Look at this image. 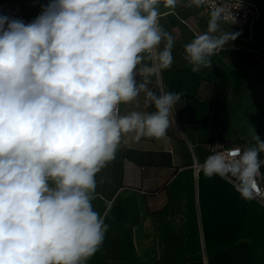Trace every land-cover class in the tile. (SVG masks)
Segmentation results:
<instances>
[{
	"label": "clouds",
	"instance_id": "1",
	"mask_svg": "<svg viewBox=\"0 0 264 264\" xmlns=\"http://www.w3.org/2000/svg\"><path fill=\"white\" fill-rule=\"evenodd\" d=\"M179 0H49L31 22L0 16V264H87L103 246L107 213L93 207L98 174L132 137L164 138L181 93L154 91L171 68L175 37L161 24V5ZM206 30L184 44L192 72L240 32L216 0ZM145 108L121 114L120 106ZM212 151L204 177L229 178L252 200L264 179V140Z\"/></svg>",
	"mask_w": 264,
	"mask_h": 264
},
{
	"label": "crops",
	"instance_id": "2",
	"mask_svg": "<svg viewBox=\"0 0 264 264\" xmlns=\"http://www.w3.org/2000/svg\"><path fill=\"white\" fill-rule=\"evenodd\" d=\"M48 2L0 1V16L29 23ZM207 14L189 7L188 0H179L175 9L161 5V24L175 37L174 62L150 87L182 94L175 123L164 138L127 139L98 174L92 203L107 213L109 229L87 264H264V203L242 199L228 179H209L191 167L202 164L217 143L243 149L250 142L238 130L233 110L245 67L253 61L232 46L199 72L184 59V44L206 30L199 22ZM120 110L154 109L145 108L141 96L139 104H122Z\"/></svg>",
	"mask_w": 264,
	"mask_h": 264
},
{
	"label": "rangeland",
	"instance_id": "3",
	"mask_svg": "<svg viewBox=\"0 0 264 264\" xmlns=\"http://www.w3.org/2000/svg\"><path fill=\"white\" fill-rule=\"evenodd\" d=\"M262 6V15L260 21L256 25L247 29V32L241 33L239 39L231 43L232 47H236V51L250 55L254 63L245 67L246 78L237 96V106L233 110L237 114L236 125L240 132L244 130L249 143L244 147H248L254 143L252 140L251 125L255 128L256 133L264 140V67L260 65L261 59H264V0H258ZM208 15V14H207ZM208 18L205 17L199 24L207 27ZM224 29L227 26L222 25ZM228 47V46H227ZM261 159L262 158L261 156Z\"/></svg>",
	"mask_w": 264,
	"mask_h": 264
},
{
	"label": "built area",
	"instance_id": "4",
	"mask_svg": "<svg viewBox=\"0 0 264 264\" xmlns=\"http://www.w3.org/2000/svg\"><path fill=\"white\" fill-rule=\"evenodd\" d=\"M4 1V0H0ZM217 3L222 4L225 8L231 9L233 14L236 16L237 23L228 25L236 29L250 28L258 21L260 17V5L255 0H216ZM203 11L208 12L207 6L202 8ZM260 65L264 67V59H261ZM224 150L231 151L237 148H241L239 145H225ZM212 151V149H211ZM200 163L193 162L191 167L192 171L196 172L200 169ZM262 171V170H261ZM232 182L231 179L226 178ZM233 183V182H232ZM259 192L254 198L255 200L264 203V179L258 181Z\"/></svg>",
	"mask_w": 264,
	"mask_h": 264
},
{
	"label": "trees",
	"instance_id": "5",
	"mask_svg": "<svg viewBox=\"0 0 264 264\" xmlns=\"http://www.w3.org/2000/svg\"><path fill=\"white\" fill-rule=\"evenodd\" d=\"M242 55H244V56H246V57H248L251 61H253V59L249 56V55H247V54H244V53H241ZM254 62V61H253ZM262 154V157H264V153H261ZM262 172H264V167H262Z\"/></svg>",
	"mask_w": 264,
	"mask_h": 264
}]
</instances>
